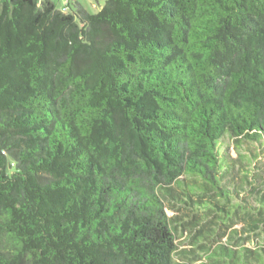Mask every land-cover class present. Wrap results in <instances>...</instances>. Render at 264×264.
<instances>
[{
  "label": "trees",
  "instance_id": "16d2710c",
  "mask_svg": "<svg viewBox=\"0 0 264 264\" xmlns=\"http://www.w3.org/2000/svg\"><path fill=\"white\" fill-rule=\"evenodd\" d=\"M72 2L0 1V264H264V0Z\"/></svg>",
  "mask_w": 264,
  "mask_h": 264
},
{
  "label": "rangeland",
  "instance_id": "374dc122",
  "mask_svg": "<svg viewBox=\"0 0 264 264\" xmlns=\"http://www.w3.org/2000/svg\"><path fill=\"white\" fill-rule=\"evenodd\" d=\"M56 5H57V0H52ZM77 1L78 3H81L90 13H96L101 6H103V4L105 3L106 0H74ZM73 6V2H70L69 7L71 8ZM229 146L228 152L229 154L235 158L238 154V152H242V153H246L247 151V146L252 148L254 151H257L258 149H261L264 151V144L263 145H256V144H247L245 146H243V148H241V150H236L233 148V146L231 144H229V142L227 143ZM255 164V170L256 172H261L264 175V153L260 154V157L258 159H256L254 161ZM226 200L224 199V202ZM223 203V201H222ZM225 205V204H224ZM233 208L225 205V210H230ZM168 215H171L172 212L171 211H167ZM226 214V213H225ZM232 214V213H231ZM230 213H227L225 216H227V218L229 219H225L226 223H230L232 221H237V218H232V215ZM238 228H241V223H235L232 227H230L228 229V231L226 232L225 236L222 238V243H219V234H215L214 235V240H216L217 243H214L212 245V248H210V250L207 252H203V251H199L197 250L196 252H194V255L201 259L203 262H206L208 260H210V258H214L215 255H222L220 256L221 260L225 262V264H232L233 262H237L238 258L240 256H242L241 254V250L239 248H236L234 245V241L231 240V237L235 236V231L233 230H237ZM178 235V239L176 240V244L179 246V249H183V248H187V246H189V241L186 237V235L184 236V232H180L178 231L177 233ZM230 237V238H229ZM247 243L246 245L248 246V244H251L250 246L253 247L254 244L252 243V238H247ZM257 243H260L264 246V237L263 238H258L257 239ZM248 257V261L250 262L252 260V256L248 253L247 254ZM176 258H178V256H176ZM179 260V259H178ZM181 262V260H179ZM216 264H220L219 262H214ZM190 264H201V262L199 261H192L190 262Z\"/></svg>",
  "mask_w": 264,
  "mask_h": 264
},
{
  "label": "crops",
  "instance_id": "0c3cea01",
  "mask_svg": "<svg viewBox=\"0 0 264 264\" xmlns=\"http://www.w3.org/2000/svg\"><path fill=\"white\" fill-rule=\"evenodd\" d=\"M50 1H52V0H50ZM71 1H73V0H57V5L56 4L55 5L58 9H61L65 4H67V7L70 8L69 5H70Z\"/></svg>",
  "mask_w": 264,
  "mask_h": 264
},
{
  "label": "built area",
  "instance_id": "2783aa9c",
  "mask_svg": "<svg viewBox=\"0 0 264 264\" xmlns=\"http://www.w3.org/2000/svg\"><path fill=\"white\" fill-rule=\"evenodd\" d=\"M1 1V0H0ZM67 3V2H66ZM62 12H67L69 8L67 7V4H65L61 9Z\"/></svg>",
  "mask_w": 264,
  "mask_h": 264
}]
</instances>
